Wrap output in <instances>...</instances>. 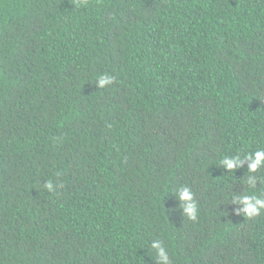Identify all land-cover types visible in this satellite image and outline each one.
I'll return each instance as SVG.
<instances>
[{
    "label": "trees",
    "instance_id": "trees-1",
    "mask_svg": "<svg viewBox=\"0 0 264 264\" xmlns=\"http://www.w3.org/2000/svg\"><path fill=\"white\" fill-rule=\"evenodd\" d=\"M257 150L264 0H0V264H264Z\"/></svg>",
    "mask_w": 264,
    "mask_h": 264
},
{
    "label": "clouds",
    "instance_id": "clouds-1",
    "mask_svg": "<svg viewBox=\"0 0 264 264\" xmlns=\"http://www.w3.org/2000/svg\"><path fill=\"white\" fill-rule=\"evenodd\" d=\"M113 82V78L110 75H102L96 81V85L99 89H103ZM248 162L247 172L250 174L256 173L261 168H264V150H257L252 154H249L243 158L240 155L235 157H227L221 161L223 166L228 172L236 171L243 166V163ZM257 177L255 175H249L247 183L250 187H256ZM45 187L48 190H52V184L47 183ZM180 206L183 208V214L191 220H195L198 215V206L194 200L192 191L187 187H181L176 192ZM233 203L241 205L242 207L237 209V214H243L249 218L257 217L264 212V198H261L255 194H242L236 196ZM151 251L155 254V264H171L169 253L163 242L159 239H154L150 245Z\"/></svg>",
    "mask_w": 264,
    "mask_h": 264
}]
</instances>
